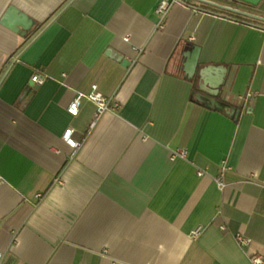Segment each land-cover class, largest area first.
Listing matches in <instances>:
<instances>
[{"label": "crops", "instance_id": "0c3cea01", "mask_svg": "<svg viewBox=\"0 0 264 264\" xmlns=\"http://www.w3.org/2000/svg\"><path fill=\"white\" fill-rule=\"evenodd\" d=\"M159 1L0 0L5 264L264 255V26L192 0L161 21ZM212 1L264 16V0ZM92 91L115 109L95 119L81 97L68 110ZM177 148L186 156L172 157Z\"/></svg>", "mask_w": 264, "mask_h": 264}, {"label": "built area", "instance_id": "2783aa9c", "mask_svg": "<svg viewBox=\"0 0 264 264\" xmlns=\"http://www.w3.org/2000/svg\"><path fill=\"white\" fill-rule=\"evenodd\" d=\"M182 0H160L158 2V4L155 7V13L160 17L161 21L164 19L168 9L171 7V5H173L174 3H178ZM44 76L39 75L38 73H35L31 79L37 83H40L43 81ZM81 97H87L88 99H90L91 101H93L96 105V112H95V119H97L100 114L106 110H114L115 109V105H111L109 103V101L99 92L97 91H92L90 94L85 95L83 93H79L77 95V97L69 104L68 106V110L71 112H76L77 111V107L79 105L80 99ZM94 122H92L93 124ZM71 129H67L64 133V138L65 140L73 147H76L78 145L77 142L72 141L69 138V133H70ZM172 157H185L186 156V151L184 149H180L177 148L174 151H172L171 153ZM227 169V166L225 164V161H221V168L219 173L214 177V181L216 183V186L218 187L219 190H222L225 187V182L223 179V175L225 170ZM197 173L199 175H201L203 173V171L198 170ZM222 229H224V226H221ZM198 232V229H196L193 232V235H196ZM237 242L241 245V246H246L250 239L247 238L246 236L236 233L235 235ZM250 261L252 264H264V255L259 254V253H254L249 257ZM0 264H5L3 261V254L0 251Z\"/></svg>", "mask_w": 264, "mask_h": 264}, {"label": "water", "instance_id": "95a60500", "mask_svg": "<svg viewBox=\"0 0 264 264\" xmlns=\"http://www.w3.org/2000/svg\"><path fill=\"white\" fill-rule=\"evenodd\" d=\"M194 2H197V3H202V4H206V5H209V6H212V7H215V8H218V9H221V10H224V11H229V12H232V13H235V14H240V15H243V16H246V17H249L251 19H256V20H260V21H263L264 22V16L262 15H258V14H255V13H251L249 11H245V10H242L238 7H235V6H232V5H226V4H221V3H218V2H215V1H212V0H192ZM237 1H240V2H243V3H246V4H249V5H252V6H255L258 4V2L260 0H237ZM193 53L191 54V57H192ZM211 104L218 107L219 109L221 108H227V105H223L215 100H211ZM238 115V110H235L234 113H233V116L234 118Z\"/></svg>", "mask_w": 264, "mask_h": 264}, {"label": "trees", "instance_id": "16d2710c", "mask_svg": "<svg viewBox=\"0 0 264 264\" xmlns=\"http://www.w3.org/2000/svg\"><path fill=\"white\" fill-rule=\"evenodd\" d=\"M199 6L202 9H205V10H211V11L218 12V13H221L223 15H226L228 17H233L235 19L243 20V21H248V22H251V23H258L259 25L264 26V22L263 21H260V20L251 19L249 17L243 16V15H240V14H235V13H232V12H229V11H224V10H221V9H218V8H215V7H211L209 5L202 4V3H199ZM214 100L217 101V102H219V103H221V104H223V105H226L223 101H221V100H219L217 98L214 99ZM213 108L218 109V107H216V106L214 107V105H213Z\"/></svg>", "mask_w": 264, "mask_h": 264}]
</instances>
